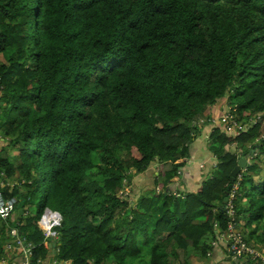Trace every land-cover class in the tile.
<instances>
[{"label":"trees","instance_id":"trees-1","mask_svg":"<svg viewBox=\"0 0 264 264\" xmlns=\"http://www.w3.org/2000/svg\"><path fill=\"white\" fill-rule=\"evenodd\" d=\"M227 111L236 132L215 125L202 169L189 162ZM0 137V191L17 199L0 261L16 256L11 225L31 264L210 260L237 182L236 226L264 248V0H0ZM152 172V192L134 191ZM47 208L62 215L54 249Z\"/></svg>","mask_w":264,"mask_h":264},{"label":"built area","instance_id":"built-area-1","mask_svg":"<svg viewBox=\"0 0 264 264\" xmlns=\"http://www.w3.org/2000/svg\"><path fill=\"white\" fill-rule=\"evenodd\" d=\"M215 122V120L213 119ZM219 122L225 124L228 128L230 127V122L235 125L236 122L229 111L219 119ZM239 188V183L232 185L231 194L229 195L227 203V211L230 216V222L228 225L227 232L221 236V239L229 242V254L232 259L240 260L242 258H252L256 261H262L264 263V248H258L251 245L245 237V234L240 230L235 223L236 211L233 206V199ZM17 199L15 197L5 198L4 194L0 191V220L8 221L12 214L16 210ZM62 222V215L54 212L53 210L47 208L40 219V225L44 229L45 234V244L48 245L49 242L56 240L59 233L55 229ZM27 243V244H26ZM216 242H214L215 244ZM6 250L11 251L16 248H22L23 252L26 254L20 260H16L12 263H6L5 259H2L1 264H31L30 258L31 254V243L26 241L17 227L9 228V241L5 244Z\"/></svg>","mask_w":264,"mask_h":264},{"label":"rangeland","instance_id":"rangeland-1","mask_svg":"<svg viewBox=\"0 0 264 264\" xmlns=\"http://www.w3.org/2000/svg\"><path fill=\"white\" fill-rule=\"evenodd\" d=\"M225 101V100H224ZM223 101V102H224ZM219 106V105H218ZM223 110V109H222ZM224 110H226L225 108H224ZM223 112V111H222ZM221 114H223V113H221ZM225 114V113H224ZM223 114V115H224ZM222 115V116H223ZM220 116V115H219ZM219 116L217 117V118H215L214 117V120H215V123L213 124V122H212V124H208V125H206L205 126V129H203V134H202V136H201V138L198 140V144L199 145H193V153H192V158L190 157V160H189V162H195V163H200V167H201V169H202V167H203V165L205 164V160H206V158L204 157V155H205V153L207 152L206 150H205V148H204V144H202V143H204L203 141L205 140H207L208 139V136H209V133L211 132V130L214 128V126L215 125H219L220 124V122H219ZM213 118V117H212ZM213 121V120H212ZM225 127V126H224ZM228 128V127H227ZM228 131L229 132H236V129L234 128V127H231V128H228ZM5 143H3V145H4ZM203 146V151L199 148L200 146ZM263 158V157H262ZM210 159V160H209ZM208 160H209V162H210V164L211 163H215V161L212 159V157H209L208 158ZM256 162H258V164H259V166H260V168H261V174L259 175V177H258V182L259 181H262V180H264V159H257V161ZM213 163V164H214ZM189 164V163H188ZM170 165H169V163H168V167H169ZM192 167H194V165H192ZM199 167V168H200ZM157 166L156 165H154V167L151 169V171H154L155 172V175H156V173L158 172V170H157ZM154 174H153V172L152 173H147V174H144V175H138V176H136L135 177V179H134V181H135V189H134V191H136V192H138V193H140V191L144 188V187H147V186H150L151 187V189L149 188V189H144L143 191H142V194L143 195H146V194H150L151 192H152V187H153V185H154V176H153ZM190 180H191V178L190 177H188ZM191 187H192V184H191ZM157 190L159 191L160 190V187H158L157 188ZM30 210H31V207H30ZM32 210H35V207H33V209ZM32 212V211H31ZM54 212H56V211H54ZM10 227H16V226H13V225H11ZM243 232V231H242ZM244 233V232H243ZM245 234V233H244ZM55 241V240H54ZM49 244H50V242L48 243V247H49ZM210 254V252L208 253V255ZM191 262H192V264H213V263H211V261H210V263H208V260L207 259H199V258H196V256H193V255H191ZM234 260V259H233ZM61 264H63V262L61 263Z\"/></svg>","mask_w":264,"mask_h":264},{"label":"crops","instance_id":"crops-1","mask_svg":"<svg viewBox=\"0 0 264 264\" xmlns=\"http://www.w3.org/2000/svg\"><path fill=\"white\" fill-rule=\"evenodd\" d=\"M3 143H4V140L0 137V147H3L5 145V144L3 145ZM156 174H158V172ZM194 181H196V179ZM187 182H188V185H190V188H192L191 184H193V177H191V180L189 178H187ZM14 213L11 216V218H13V219L15 218V214ZM5 222H7V221H5ZM8 227L10 228V226H8ZM220 240L222 241L223 239H220ZM219 245H220V243H219ZM225 245L226 244H225V241H224L220 245L221 247L219 249H217L218 247H215V250L217 252H216V255L212 259H210L211 263H213V264H226L224 262V259L225 258H229L230 259V262H229L230 264H239V262L236 259L233 260L231 258L230 254H226V252L224 250ZM10 253L15 254L16 256L12 257V258L11 257L10 258H6L5 259L6 263H12V262H14L16 260H20V259H22L23 257L26 256V254L23 252L22 248H16L14 250H11ZM210 260H208V263H210ZM0 264H1V262H0Z\"/></svg>","mask_w":264,"mask_h":264},{"label":"water","instance_id":"water-1","mask_svg":"<svg viewBox=\"0 0 264 264\" xmlns=\"http://www.w3.org/2000/svg\"><path fill=\"white\" fill-rule=\"evenodd\" d=\"M249 164L247 158L245 156H242L237 165L233 168L232 172H231V180L234 181L236 179V176L240 173V171L245 168L247 165ZM229 188H232V184L229 185ZM229 197H228V190L225 192V196L223 199V205H225L228 201ZM19 212L22 214L23 213V208H19ZM56 213H58L59 215H61V213L59 211H56ZM27 244V243H26ZM57 246V242L56 241H51L49 244V248L54 249ZM57 251H55L56 253ZM29 260L31 258H28ZM239 262V260H237ZM50 262L53 263V258L50 259ZM70 263V261L68 262Z\"/></svg>","mask_w":264,"mask_h":264},{"label":"clouds","instance_id":"clouds-1","mask_svg":"<svg viewBox=\"0 0 264 264\" xmlns=\"http://www.w3.org/2000/svg\"><path fill=\"white\" fill-rule=\"evenodd\" d=\"M54 241V240H53Z\"/></svg>","mask_w":264,"mask_h":264}]
</instances>
